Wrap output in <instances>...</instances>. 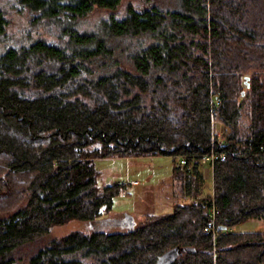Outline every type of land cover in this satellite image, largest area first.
Returning <instances> with one entry per match:
<instances>
[{"label": "trees", "instance_id": "trees-1", "mask_svg": "<svg viewBox=\"0 0 264 264\" xmlns=\"http://www.w3.org/2000/svg\"><path fill=\"white\" fill-rule=\"evenodd\" d=\"M120 3L0 0V42L12 13L29 22L0 53V264H161L177 247L169 264H264V232L232 230L264 219V0L144 3L84 27ZM213 120L212 192L198 163L175 165L190 203L104 218L126 185L98 186L96 159L197 161ZM72 220L90 230L49 237Z\"/></svg>", "mask_w": 264, "mask_h": 264}, {"label": "rangeland", "instance_id": "rangeland-1", "mask_svg": "<svg viewBox=\"0 0 264 264\" xmlns=\"http://www.w3.org/2000/svg\"><path fill=\"white\" fill-rule=\"evenodd\" d=\"M180 0H121V3L112 9L95 8L86 18L84 27L91 30L97 23L109 15L124 17L128 8H138L144 3H160L168 8H177ZM144 4V5H145ZM24 14H11L4 42H0V53L6 50L7 45L14 43L16 36H22L29 26L28 17ZM37 30V31H36ZM33 30V38L45 37L55 42L54 35L47 33L43 28ZM40 34V35H39ZM177 159L172 156H145V157H113L95 160L98 171L97 184L100 187L120 183L125 185L123 194L117 195L113 201L112 210L104 218L131 216L142 221L147 215H167L176 204L190 203L192 199L183 195L182 186L173 179V168ZM205 177L206 197L213 190V175L209 167L202 168ZM132 180H137V183ZM202 198V197H201ZM89 231V226L83 221L72 220L64 225L55 226L49 233L50 238H59L75 230ZM234 232H264V219L251 218L232 228Z\"/></svg>", "mask_w": 264, "mask_h": 264}, {"label": "built area", "instance_id": "built-area-1", "mask_svg": "<svg viewBox=\"0 0 264 264\" xmlns=\"http://www.w3.org/2000/svg\"><path fill=\"white\" fill-rule=\"evenodd\" d=\"M215 103L216 105H220L221 103L220 99L219 98L215 99ZM211 132H212V149L209 153L202 155L197 161L195 158H192L191 161H188L187 157L178 156L176 165L180 167H184L188 171H190L194 168L196 163H198V167L202 171V168H204V166L213 167L214 163L217 160L224 161L226 156L223 153H219L217 151L218 146H221L224 144L222 124L217 120H213ZM213 234L215 235L214 229H213Z\"/></svg>", "mask_w": 264, "mask_h": 264}, {"label": "water", "instance_id": "water-1", "mask_svg": "<svg viewBox=\"0 0 264 264\" xmlns=\"http://www.w3.org/2000/svg\"><path fill=\"white\" fill-rule=\"evenodd\" d=\"M246 84L249 86L248 78H246ZM223 229H226V227H223ZM181 252V248L177 247L170 252H168L161 260V264H169L171 263L176 256Z\"/></svg>", "mask_w": 264, "mask_h": 264}, {"label": "crops", "instance_id": "crops-1", "mask_svg": "<svg viewBox=\"0 0 264 264\" xmlns=\"http://www.w3.org/2000/svg\"><path fill=\"white\" fill-rule=\"evenodd\" d=\"M132 181H133L132 184H134V182L137 183V180H132ZM124 184L127 185V183H124Z\"/></svg>", "mask_w": 264, "mask_h": 264}]
</instances>
